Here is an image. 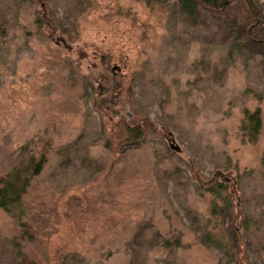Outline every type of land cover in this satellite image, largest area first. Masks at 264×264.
<instances>
[{"label": "rangeland", "instance_id": "obj_1", "mask_svg": "<svg viewBox=\"0 0 264 264\" xmlns=\"http://www.w3.org/2000/svg\"><path fill=\"white\" fill-rule=\"evenodd\" d=\"M263 23L264 0H0V177L45 159L0 264H264Z\"/></svg>", "mask_w": 264, "mask_h": 264}, {"label": "trees", "instance_id": "obj_2", "mask_svg": "<svg viewBox=\"0 0 264 264\" xmlns=\"http://www.w3.org/2000/svg\"><path fill=\"white\" fill-rule=\"evenodd\" d=\"M185 12H192L195 7H203L210 10H218L224 7L229 6L233 0H175ZM250 15V13H248ZM255 32L258 37H250V34ZM248 36L253 42H256L258 46H264V23L263 28L252 27L248 32ZM261 42V43H258ZM245 118L248 122L246 128H248L249 133L255 136L258 132L260 126V117L259 110L254 112H248L245 115ZM45 163V159H40L38 162L29 161L24 169L14 168L7 175L0 177V207L12 214H15L18 218H21L23 215V203L22 198L25 194L31 178L37 175ZM262 164L264 166V154L262 156ZM221 187V185H218ZM218 186L216 188H218ZM211 190V189H209ZM211 191L219 194L218 189H212ZM22 226H25L22 223ZM208 242L214 244L215 246H220L219 243H216L214 239L210 237L207 238Z\"/></svg>", "mask_w": 264, "mask_h": 264}]
</instances>
